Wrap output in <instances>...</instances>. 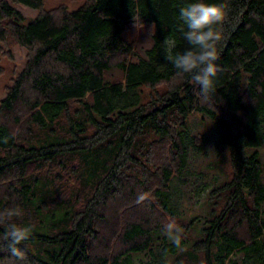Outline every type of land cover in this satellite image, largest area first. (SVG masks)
<instances>
[{
	"label": "trees",
	"instance_id": "1",
	"mask_svg": "<svg viewBox=\"0 0 264 264\" xmlns=\"http://www.w3.org/2000/svg\"><path fill=\"white\" fill-rule=\"evenodd\" d=\"M13 3L39 13L27 20ZM183 3L86 0L48 10L44 0H0V40L28 50L0 105V214L19 208L14 222L32 228L23 264H169L179 248L164 225L180 217L185 197L175 184L210 140L189 129L197 111L214 120V149L230 168L209 195L215 207L197 217L204 225L190 258L174 264H264V0H227L207 94L161 50L167 35L178 52L188 47ZM135 22L155 26L138 60L124 38ZM115 68L122 80L108 77ZM64 182L78 187L67 194ZM141 253L149 259L138 261ZM8 263L17 261L0 250Z\"/></svg>",
	"mask_w": 264,
	"mask_h": 264
},
{
	"label": "rangeland",
	"instance_id": "2",
	"mask_svg": "<svg viewBox=\"0 0 264 264\" xmlns=\"http://www.w3.org/2000/svg\"><path fill=\"white\" fill-rule=\"evenodd\" d=\"M86 0H44L45 9H53L58 6H66L69 10L79 8ZM27 18V20L35 18L39 10L22 3H13ZM155 26L153 24H141L135 22L131 24L128 30L124 33V38L132 44L133 52L130 58L138 60L145 56V52L153 45V34ZM28 61V50L17 44L13 38L9 37L7 41L0 40V105L6 97L8 89L14 84L18 75L25 68ZM111 80H122V72L118 69H113L108 73ZM148 91V90H147ZM189 129L193 133L206 132L210 140L206 144V153L192 154L189 158L188 174L183 175V182L176 181L175 186L179 187L185 195L184 201L180 207V217L177 219L167 218L168 222H175L180 230L181 237L188 239L186 245L179 248L178 255L168 256L169 264H174L176 256L180 260L189 259L188 252L192 249V243L200 235V229L203 227V222L197 220V217L204 219L209 215L210 209L213 208V200L210 199L211 190L218 184L228 178L230 158L223 154L219 155L213 145L214 137H216L214 120L203 112H194L189 118ZM264 160V146L259 148ZM229 158V160H228ZM56 169L57 167H53ZM64 182V192L67 194L77 189L74 182ZM204 186L207 188L204 190ZM211 200V201H210ZM215 207V204H214ZM217 210L221 204L216 205ZM195 219V225L187 228L190 220ZM197 220V221H196ZM167 222V223H168ZM135 257L139 261H147L144 253L136 254ZM238 258V256H236ZM191 260V259H190ZM192 264H202L199 260L191 261ZM10 264V263H8ZM142 264V263H139ZM144 264V262H143Z\"/></svg>",
	"mask_w": 264,
	"mask_h": 264
},
{
	"label": "clouds",
	"instance_id": "3",
	"mask_svg": "<svg viewBox=\"0 0 264 264\" xmlns=\"http://www.w3.org/2000/svg\"><path fill=\"white\" fill-rule=\"evenodd\" d=\"M229 11L227 0H184L178 8L177 20L188 47L178 52L175 36L167 35L162 40L164 60L180 73L190 75L205 94L215 91L219 72L218 44L224 35L219 26L227 19ZM20 214L19 208H11L0 214V219L7 223V230L0 235V250L15 258L17 264H23L27 252L26 242L32 233L30 225L14 222L13 218ZM164 231L180 248L179 226L174 221L168 222L164 225Z\"/></svg>",
	"mask_w": 264,
	"mask_h": 264
}]
</instances>
